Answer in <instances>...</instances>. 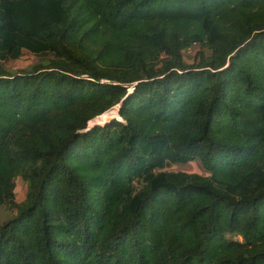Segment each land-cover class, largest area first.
Segmentation results:
<instances>
[{"label":"trees","instance_id":"trees-1","mask_svg":"<svg viewBox=\"0 0 264 264\" xmlns=\"http://www.w3.org/2000/svg\"><path fill=\"white\" fill-rule=\"evenodd\" d=\"M2 206L0 264H264V0H0Z\"/></svg>","mask_w":264,"mask_h":264},{"label":"rangeland","instance_id":"rangeland-1","mask_svg":"<svg viewBox=\"0 0 264 264\" xmlns=\"http://www.w3.org/2000/svg\"><path fill=\"white\" fill-rule=\"evenodd\" d=\"M201 50L199 45H194L189 50H186L183 52V59L185 63L187 64H192L197 61V53ZM205 54L208 55L209 52L205 51ZM37 59L31 55L30 53L23 51L22 55L19 59L14 60V61H7L2 63L4 68L8 71L16 72L22 69L27 68L31 64L35 63ZM119 106H115L112 109H116L118 111ZM112 109L106 111L111 112L113 111ZM104 114V113H103ZM98 117V116H97ZM112 118L120 119L117 117L109 116L108 118H105L101 121H97L92 119L89 122V127L93 125H102L103 123L111 120ZM163 171H168V172H186V173H197L200 175H204L205 172L202 170L200 164L197 161L188 163V164H172L163 169ZM15 189H14V201L16 203L21 202L26 193V183L19 177L15 179ZM15 211L14 209L9 208L8 206H2L0 207V224H2L4 221L7 219L11 218L14 215ZM228 238L234 239V235H227Z\"/></svg>","mask_w":264,"mask_h":264},{"label":"bare ground","instance_id":"bare-ground-1","mask_svg":"<svg viewBox=\"0 0 264 264\" xmlns=\"http://www.w3.org/2000/svg\"><path fill=\"white\" fill-rule=\"evenodd\" d=\"M115 110H116V109H113V111H112V112H114V115H115ZM106 115H107V113L105 112L104 114H102V115H100L99 117L95 118V120H97V121H101V120L105 119ZM113 117H114V116H113Z\"/></svg>","mask_w":264,"mask_h":264},{"label":"built area","instance_id":"built-area-1","mask_svg":"<svg viewBox=\"0 0 264 264\" xmlns=\"http://www.w3.org/2000/svg\"><path fill=\"white\" fill-rule=\"evenodd\" d=\"M132 88L129 89V91H131Z\"/></svg>","mask_w":264,"mask_h":264},{"label":"water","instance_id":"water-1","mask_svg":"<svg viewBox=\"0 0 264 264\" xmlns=\"http://www.w3.org/2000/svg\"><path fill=\"white\" fill-rule=\"evenodd\" d=\"M119 106V105H118ZM119 109V108H118Z\"/></svg>","mask_w":264,"mask_h":264}]
</instances>
